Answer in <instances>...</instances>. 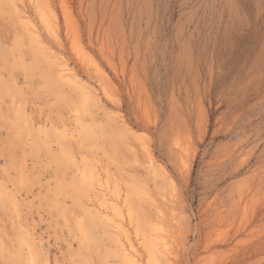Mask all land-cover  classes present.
<instances>
[{
	"label": "rangeland",
	"instance_id": "1",
	"mask_svg": "<svg viewBox=\"0 0 264 264\" xmlns=\"http://www.w3.org/2000/svg\"><path fill=\"white\" fill-rule=\"evenodd\" d=\"M0 98V264H121L84 169L166 264H264V0H0Z\"/></svg>",
	"mask_w": 264,
	"mask_h": 264
},
{
	"label": "bare ground",
	"instance_id": "2",
	"mask_svg": "<svg viewBox=\"0 0 264 264\" xmlns=\"http://www.w3.org/2000/svg\"><path fill=\"white\" fill-rule=\"evenodd\" d=\"M12 4V3H11ZM27 4V2H26ZM24 5V3H23ZM26 6V5H25ZM24 6V8H25ZM62 6V5H61ZM19 7V6H18ZM40 7V6H39ZM45 7V6H44ZM15 8V7H14ZM20 8V7H19ZM47 8V7H46ZM44 10V9H43ZM20 11V10H19ZM45 11V10H44ZM27 12V11H26ZM15 13V12H14ZM21 13V12H20ZM47 13V12H46ZM54 14V13H53ZM28 16V15H27ZM26 16V17H27ZM31 16V15H30ZM29 16V17H30ZM52 16V15H50ZM34 17V16H32ZM23 18V16H22ZM25 18V17H24ZM30 20H32L31 18H29ZM26 20V19H24ZM23 20V21H24ZM49 20V19H48ZM20 21V20H19ZM34 21V20H33ZM37 21V20H36ZM56 21V20H55ZM53 22V21H52ZM27 23V22H26ZM25 27V26H23ZM46 27L48 28V24H46ZM50 27V26H49ZM54 27V26H53ZM21 28V27H20ZM51 29V28H50ZM26 31V30H24ZM45 32V31H43ZM30 33H31V36L32 38L38 40L40 42V33L39 31L37 30L36 26L33 24L31 25V28H30ZM58 33V32H56ZM52 34V33H51ZM54 34V33H53ZM59 34V33H58ZM27 35V34H26ZM59 37V36H58ZM59 40V39H57ZM46 41V40H45ZM35 42V41H34ZM72 42V41H71ZM75 42V41H74ZM32 44V43H30ZM36 44V43H35ZM49 44V43H48ZM72 44V43H70ZM41 45V44H40ZM51 46V45H50ZM54 46V45H53ZM72 46V45H71ZM33 47V46H32ZM43 47V46H42ZM47 47V46H46ZM73 47V46H72ZM77 47V46H76ZM74 48V47H73ZM37 50V48H35ZM34 50V49H33ZM55 50V49H54ZM57 50V49H56ZM59 51V50H58ZM57 52V51H56ZM55 52V53H56ZM61 52V51H60ZM59 52V53H60ZM76 53L83 58V53H82V50L80 49H77L76 48ZM53 54V53H52ZM51 55V54H50ZM76 55V54H75ZM11 56V55H10ZM86 56V55H85ZM57 57V55H56ZM59 57V56H58ZM63 58V57H62ZM86 58V57H85ZM53 59V58H52ZM55 59V57H54ZM53 59V60H54ZM62 60V59H61ZM82 61V60H81ZM89 61V60H88ZM68 62V61H67ZM13 63V62H12ZM91 64V63H90ZM18 65V64H17ZM88 65V64H87ZM20 66V65H19ZM92 66V65H91ZM88 67V66H87ZM70 68V67H68ZM93 68H94V65H93ZM98 68V67H97ZM30 69V68H29ZM60 76L62 77V79L64 80H67V81H70L72 83H76L77 80H76V76L75 75H69L67 73L68 69H67V63L64 62V63H61V67H60ZM72 69V68H71ZM28 70V69H27ZM98 70V69H97ZM96 70V71H97ZM75 71V70H74ZM94 71H95V68H94ZM99 72V71H98ZM77 73V71H76ZM80 74V73H79ZM81 76V74H80ZM83 77V76H82ZM77 79H80V78H77ZM86 79V78H84ZM88 79V78H87ZM63 80V81H64ZM65 81V82H67ZM79 81V80H78ZM89 82V81H88ZM80 88L81 89V94H89L91 93V89H87L86 86H84V84H80ZM92 86V85H91ZM90 87V86H89ZM94 87V86H93ZM99 91V89H98ZM76 93V92H74ZM76 95V94H75ZM74 95V96H75ZM92 97V96H91ZM110 97V96H109ZM88 99V98H87ZM96 99V98H95ZM111 99V98H110ZM1 100V98H0ZM83 100V99H82ZM102 100V99H101ZM94 101V100H93ZM81 104V103H80ZM105 104V102H104ZM90 105V103H89ZM108 106V105H107ZM81 107L83 108V105H81ZM1 108V107H0ZM19 109V108H18ZM24 110V109H23ZM26 110V109H25ZM115 111V110H114ZM17 114V113H16ZM76 114V112H75ZM115 115V114H114ZM117 115V114H116ZM121 116H119L120 118ZM28 120V119H27ZM33 120V119H30V121ZM46 120V119H45ZM26 121V120H25ZM37 121V120H35ZM40 121H43L40 119ZM79 122V119L77 120ZM88 121V120H87ZM17 122V120H16ZM27 122V121H26ZM25 122V123H26ZM44 122V121H43ZM35 122H33L34 124ZM38 122H36L35 124H37ZM40 123V122H39ZM60 123V122H59ZM81 123V122H80ZM79 123V124H80ZM18 124V123H17ZM32 124V123H30ZM34 124V125H35ZM64 124V123H63ZM77 124V122H76ZM103 124V123H102ZM29 125V124H27ZM41 125V124H40ZM49 125V124H48ZM68 125V124H67ZM66 125V126H67ZM126 125V124H125ZM78 126V125H77ZM98 126V125H97ZM39 127L37 129V131H42L41 127L40 126H36V128ZM44 127V126H43ZM48 127V126H47ZM51 127V126H50ZM102 127V125H101ZM104 127V125H103ZM15 128V127H14ZM18 128V127H17ZM55 128V127H54ZM71 128V127H70ZM47 129V128H46ZM69 129V128H68ZM66 130V129H65ZM70 130V129H69ZM20 131V130H19ZM29 131V130H28ZM60 131V130H58ZM58 131H55V132H58ZM68 131V130H67ZM107 131V129H106ZM21 132V131H20ZM49 132V131H48ZM100 132V131H99ZM14 133V132H13ZM73 133V132H72ZM101 133V132H100ZM104 133L105 132V129H104ZM103 133V134H104ZM30 134V133H29ZM107 134V133H106ZM58 135V134H57ZM39 136V135H38ZM59 136V135H58ZM31 137V136H29ZM35 137V136H34ZM60 137V136H59ZM58 137V138H59ZM42 138V136H41ZM33 139V138H32ZM20 140V139H19ZM113 140V139H112ZM24 141V140H23ZM28 141V139H27ZM26 141V142H27ZM43 141V140H42ZM31 143V142H29ZM35 143V142H34ZM33 143V144H34ZM41 143V142H40ZM54 143V142H53ZM135 143V142H134ZM139 143V142H138ZM137 143V144H138ZM147 143V142H146ZM38 144V143H37ZM43 144V143H42ZM41 144V146H42ZM36 145V143H35ZM43 145H46V144H43ZM63 145V144H62ZM134 145V144H133ZM141 145V143H140ZM49 146V145H47ZM24 147V146H23ZM25 148V147H24ZM44 148V147H43ZM142 148L144 150H146V153L149 155V161L151 163H153V158H151V155H150V151L148 149V147L144 144V142L142 143ZM40 149V148H39ZM52 149V148H51ZM65 150V149H64ZM66 151V150H65ZM35 152V151H34ZM60 152V150H59ZM67 152V151H66ZM65 152V153H66ZM32 153V152H31ZM63 153V152H62ZM64 153V154H65ZM61 155V153H60ZM67 155V154H66ZM70 155V154H69ZM137 155V154H136ZM153 155V154H152ZM86 156V155H85ZM140 156V155H139ZM154 156V155H153ZM64 157V156H63ZM66 157V156H65ZM77 158V157H76ZM75 159V158H74ZM79 159V157H78ZM156 159V158H155ZM62 160V159H61ZM70 160V159H69ZM72 161V160H71ZM142 161V160H141ZM148 161V160H147ZM22 162V161H21ZM73 163V162H72ZM91 163V162H90ZM103 165V164H102ZM75 166V165H74ZM101 166V165H100ZM149 166V165H148ZM152 166V165H151ZM156 166V165H155ZM147 167V166H146ZM84 169V168H83ZM73 170V169H72ZM71 170V171H72ZM111 170V169H110ZM88 170L84 169L82 170L81 172L83 173L81 175V178L83 179L84 177H87L86 179H93L92 181L96 184V189H97V192H96V195H95V202L92 204V199L90 200L91 204L93 205V211L90 213L91 215L93 216H96L100 219H102L103 221H105L107 224H108V227L110 228L111 230V240L115 243V255L119 258L118 260H120V263L121 264H166V263H170L171 262V259H170V255L172 254V250H171V242L169 240V234L167 233V230L164 229V226H163V222L161 220L162 218V209L160 207V205L158 204H154V208H155V211H156V214H155V218L151 221L150 225H149V232H144V231H140L136 225V222L134 221L135 223V226L133 224V220H134V215H133V209L130 205V201H129V198L126 196H123L121 193H120V188L113 184H111V182L109 181L108 177L105 175L101 176L100 174H95V172L93 173H86ZM78 173V172H77ZM74 174V172H73ZM77 175V174H76ZM79 175V174H78ZM22 176V175H21ZM116 176V175H115ZM21 178V177H19ZM61 179V178H60ZM59 179V181H60ZM67 179V178H66ZM171 179V178H170ZM3 180V179H2ZM72 180V179H71ZM55 181V180H54ZM57 181V180H56ZM85 181V180H84ZM115 181V180H114ZM119 182V180H117ZM11 182V181H10ZM51 182V181H50ZM53 182V181H52ZM90 182V181H89ZM138 182V181H137ZM57 183V182H56ZM75 183V182H74ZM88 183V182H87ZM86 183V185H87ZM91 183V182H90ZM8 184V183H7ZM11 184V183H10ZM78 184V183H77ZM120 184V183H119ZM35 185V184H34ZM84 185V184H83ZM91 185V184H90ZM72 186V185H71ZM74 186V185H73ZM121 186V185H119ZM134 186V185H133ZM149 186V185H148ZM50 187V186H49ZM67 187V186H66ZM65 187V188H66ZM78 187V186H77ZM88 187V186H87ZM62 188V187H61ZM69 188V187H68ZM74 188V187H73ZM40 189V188H39ZM43 189V188H42ZM84 189V188H83ZM45 190H48L45 189ZM74 190V189H72ZM87 190V188H86ZM14 191V190H13ZM39 191V190H38ZM138 191V190H137ZM78 192V191H77ZM84 192V191H83ZM89 192V191H88ZM144 192V191H143ZM2 193L1 189H0V194ZM42 193V192H40ZM50 193V192H49ZM48 193V194H49ZM74 193V192H73ZM79 193V192H78ZM91 193V192H90ZM124 193V192H123ZM124 193V194H125ZM141 193V192H140ZM148 193V192H147ZM88 194V193H87ZM145 194V193H144ZM82 195V194H80ZM91 195V194H90ZM48 196V195H47ZM89 196V194H88ZM93 196V195H91ZM129 196V194H128ZM136 196V194L134 195ZM168 196V194H167ZM73 199H74V196H72ZM77 197V196H76ZM79 197V195H78ZM17 198V197H16ZM23 198V197H22ZM83 198V197H82ZM165 198V197H164ZM10 199V197H9ZM18 199V198H17ZM54 199V198H53ZM94 199V198H93ZM12 200V198H11ZM20 200V199H19ZM84 201V199H82ZM132 200V198H131ZM167 200V199H166ZM7 201V200H6ZM14 201V200H13ZM21 201V200H20ZM58 201V200H57ZM73 201V200H72ZM94 201V200H93ZM153 202H155V200H151ZM157 201V200H156ZM165 201V200H163ZM169 201V200H168ZM24 202V201H22ZM44 202V201H43ZM80 202V201H79ZM133 202V201H132ZM19 203V202H18ZM59 203V202H58ZM84 203V202H83ZM88 203V202H87ZM8 204V203H7ZM50 204V203H49ZM165 204V203H164ZM76 205V204H75ZM81 205V204H79ZM90 205V204H89ZM91 205V206H92ZM140 205V204H139ZM19 206V204H18ZM49 206V205H47ZM52 206V205H51ZM64 206V205H62ZM88 206V205H87ZM152 206V205H151ZM12 207V206H11ZM24 207V206H23ZM54 207V206H53ZM60 207V206H59ZM153 207V206H152ZM1 208V207H0ZM6 208V207H5ZM13 208V207H12ZM11 209V208H10ZM15 209V208H14ZM18 209V208H17ZM62 209V208H61ZM88 209V208H87ZM90 209V208H89ZM19 210V209H18ZM17 210V211H18ZM3 211V209H2ZM6 211V210H5ZM65 211V210H64ZM13 212V211H12ZM20 213V211H18ZM53 212V211H52ZM60 212V211H58ZM16 213V212H15ZM83 213V211H82ZM178 213V212H177ZM56 214V213H55ZM62 215V214H60ZM66 215V213H65ZM21 216V215H20ZM83 216V215H82ZM12 217V216H11ZM66 217V216H65ZM80 217V216H79ZM16 218V217H15ZM21 218V217H20ZM84 218V217H82ZM12 219V218H10ZM9 219V220H10ZM13 219H14V216H13ZM65 219V218H64ZM79 218H77L78 220ZM18 220V219H17ZM96 220V219H95ZM150 220V219H149ZM12 221V220H11ZM10 221V223H11ZM14 221V220H13ZM20 221V220H19ZM79 222H82L80 221V219L78 220ZM98 221V220H97ZM87 222V221H86ZM95 222V221H94ZM93 222V224H94ZM165 222V221H164ZM177 222V221H176ZM14 223V222H13ZM65 223V222H64ZM75 223V222H74ZM91 223V222H90ZM171 223V222H170ZM28 224H29V221H28ZM96 225V224H95ZM100 225V223H99ZM171 225V224H170ZM68 225L66 224V227ZM83 227V226H82ZM81 227V228H82ZM85 227V226H84ZM90 227V226H89ZM96 228V227H94ZM99 228V227H98ZM22 229V228H21ZM61 230V229H60ZM94 230V229H93ZM95 231V230H94ZM30 232V231H29ZM97 232V231H96ZM79 233V232H78ZM23 234V233H21ZM26 234V233H25ZM27 235V234H26ZM80 235V233H79ZM88 236V235H87ZM93 236V235H90V237ZM98 236V235H96ZM29 237V236H28ZM52 237V236H51ZM94 237V236H93ZM92 237V238H93ZM19 238V236H18ZM24 238V237H23ZM40 238V237H39ZM96 238V237H95ZM99 238V236L97 237ZM1 239V238H0ZM20 239V238H19ZM26 239V238H25ZM29 239V238H28ZM87 239V238H86ZM22 240V239H20ZM27 240V239H26ZM40 240V239H39ZM35 241V240H34ZM80 241V240H79ZM96 241V239H95ZM7 241H5L6 243ZM30 242V241H28ZM32 242V241H31ZM20 243V242H19ZM97 243V241L95 242ZM0 244L1 241H0ZM7 244V243H6ZM30 244V243H29ZM28 243H26L27 245V248H28V255L27 256V264H33V258L30 257V253L32 254V251L30 249V245ZM68 244V243H66ZM92 244V243H91ZM100 243H98L99 245ZM9 245V244H8ZM16 245H17V242H16ZM97 245V244H96ZM4 246V245H2ZM39 246V245H38ZM11 247V245H10ZM23 247V246H22ZM34 247V245L32 246V248ZM98 247V246H97ZM8 248V247H7ZM14 248V247H13ZM104 248V247H103ZM2 249V248H1ZM4 249V248H3ZM17 249V248H16ZM35 249V248H34ZM42 249V248H41ZM174 249V248H173ZM1 252V250H0ZM10 252V251H9ZM15 252V251H14ZM19 252V251H18ZM26 252V251H25ZM38 252V251H37ZM36 253V252H35ZM171 253V254H170ZM23 254V253H22ZM45 254V253H44ZM3 255V254H2ZM24 255V254H23ZM74 255V254H73ZM14 256V255H13ZM22 256V255H21ZM36 256H37V253H36ZM8 257V256H7ZM9 257H10V254H9ZM17 257V256H16ZM48 258V256H47ZM20 259V258H19ZM24 259V258H23ZM69 259V258H68ZM108 259V258H107ZM13 260V259H11ZM25 260V259H24ZM49 260V259H48ZM16 262H18L16 259H15ZM21 261V260H20ZM69 261V260H68ZM45 262V261H44ZM73 262V261H72ZM70 262V263H72ZM88 262V261H87ZM58 263V262H57ZM46 264V262L44 263ZM48 264V263H47Z\"/></svg>",
	"mask_w": 264,
	"mask_h": 264
}]
</instances>
